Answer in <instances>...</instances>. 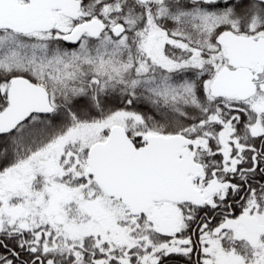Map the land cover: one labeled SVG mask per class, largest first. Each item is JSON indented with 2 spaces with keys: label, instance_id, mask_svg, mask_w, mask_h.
I'll list each match as a JSON object with an SVG mask.
<instances>
[{
  "label": "snow or ice",
  "instance_id": "6c2138e0",
  "mask_svg": "<svg viewBox=\"0 0 264 264\" xmlns=\"http://www.w3.org/2000/svg\"><path fill=\"white\" fill-rule=\"evenodd\" d=\"M0 264H264V0H0Z\"/></svg>",
  "mask_w": 264,
  "mask_h": 264
}]
</instances>
